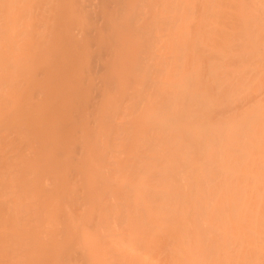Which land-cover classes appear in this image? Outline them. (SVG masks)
<instances>
[{
	"label": "bare ground",
	"instance_id": "bare-ground-1",
	"mask_svg": "<svg viewBox=\"0 0 264 264\" xmlns=\"http://www.w3.org/2000/svg\"><path fill=\"white\" fill-rule=\"evenodd\" d=\"M85 263L264 264V0H0V264Z\"/></svg>",
	"mask_w": 264,
	"mask_h": 264
},
{
	"label": "rangeland",
	"instance_id": "rangeland-1",
	"mask_svg": "<svg viewBox=\"0 0 264 264\" xmlns=\"http://www.w3.org/2000/svg\"><path fill=\"white\" fill-rule=\"evenodd\" d=\"M127 43H128V42H127ZM127 43H126V44H127ZM129 43H131L130 40H129ZM129 43H128V44H129ZM103 113L106 114L105 111H103ZM105 114H104V115H105ZM101 115L103 116V114H101ZM96 146H97V145H96ZM101 162H103V161H101ZM105 200H106V201H105ZM105 200H104L105 202L108 201L107 199H105ZM102 211H103V210H102ZM85 221H86V220H85ZM104 222H105V221H104ZM106 222H107V221H106ZM106 222H105L103 225L107 224ZM108 222H110V221L108 220ZM110 223H112V222H110ZM113 224H114V223H113ZM113 224H112V225H113ZM115 224H118V223H115ZM120 224H121V222H120ZM107 225H108V226L105 225L106 228L110 226L109 223H108ZM112 225H111V226H112ZM100 227H101V226H100ZM103 227H104V226H103ZM103 227L100 228V229H103V230H104ZM119 227H120V225L118 224V227H116V228H118V230L116 231V233H118V232L120 233V231H121L122 228H120V231H119ZM83 228H84V227H83ZM106 228H105V229H106ZM111 228H112V227H111ZM116 228L113 227L114 230H116ZM85 229H86V228H85ZM108 229H109V228H108ZM108 229H106V230H108ZM88 230L90 231L91 229L89 228ZM92 230L95 231V230H98V228L96 229V227H95V228H93ZM92 230H91V231H92ZM106 230H105V232L108 234L110 230H109V231H106ZM93 231H92V232H93ZM100 231H102V230H100ZM92 232H91V233H92ZM95 232H98V231H95ZM105 232H104V234H106ZM93 233H94V232H93ZM99 233L102 234L103 232H99ZM99 233H94V234L96 235V234H99ZM111 233H112V232H111ZM101 234H100V235H101ZM114 234H115V233H114ZM112 235H113V233H112ZM117 235H118V234H115L114 237L118 239ZM107 236H109V234H108ZM93 237H94V236H93ZM98 237H101V236L98 235ZM121 237H122V236H121ZM103 238H104V237H103ZM103 238L101 237V240H102ZM107 238H108V237H107ZM107 238L105 237V240H107ZM112 238H113V237H112ZM112 238L109 237L108 239H112ZM95 239H96V237H95ZM98 239H99V238H98ZM120 239H121V238H120V236H119V239H118L117 241H119ZM122 239H123V240H121V241L123 242V241H124V238L122 237ZM101 240H96L95 243H97V246H98V242H97V241H101ZM107 241H108V240H107ZM102 242H103V240L101 241V243H102ZM101 243H100L99 245H101ZM103 244H106V246H107V242H106V243L103 242ZM103 244H102V245H103ZM124 244H125V241H124ZM95 245H96V244H95ZM108 245H109V244H108ZM97 246H96V247H97ZM104 246H105V245H103V247H104ZM103 247H102V249H104V252H103V253H105L106 250H105V247H104V248H103ZM97 248H98V249H101V248H99V247H97ZM108 248H109V247H108ZM108 248H106V249H108ZM98 249H97V250H98ZM98 251H99V250H98ZM99 253L102 254V252H100V251H99ZM115 254H117V255H115ZM115 254L113 253V255H112V252H111V254H108V255H109V256L112 255V257L114 256L115 259H116V258H118L117 256L120 255V254L117 253V250L115 251ZM84 255H85V254H84ZM98 255H99V254H98ZM78 256H79V254H78ZM102 256H103V255H102ZM79 257H80V259H82L84 256L80 255ZM105 257H106V256L104 255V258H105ZM110 257H111V256H110ZM84 258H85V257H84ZM84 258H83V259H84ZM105 259H106V260H109V259H110V261H112V262L114 261L113 258H112V260H111V258H107V257H106ZM85 264H86V263H85Z\"/></svg>",
	"mask_w": 264,
	"mask_h": 264
}]
</instances>
